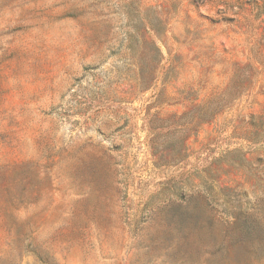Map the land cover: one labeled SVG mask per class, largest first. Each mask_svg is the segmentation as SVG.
Masks as SVG:
<instances>
[{"label":"rangeland","instance_id":"obj_1","mask_svg":"<svg viewBox=\"0 0 264 264\" xmlns=\"http://www.w3.org/2000/svg\"><path fill=\"white\" fill-rule=\"evenodd\" d=\"M0 264H264V0H0Z\"/></svg>","mask_w":264,"mask_h":264},{"label":"trees","instance_id":"obj_2","mask_svg":"<svg viewBox=\"0 0 264 264\" xmlns=\"http://www.w3.org/2000/svg\"><path fill=\"white\" fill-rule=\"evenodd\" d=\"M157 50V49H156Z\"/></svg>","mask_w":264,"mask_h":264}]
</instances>
